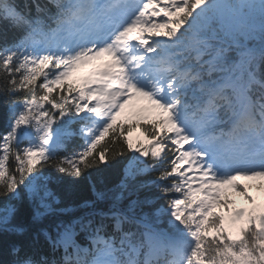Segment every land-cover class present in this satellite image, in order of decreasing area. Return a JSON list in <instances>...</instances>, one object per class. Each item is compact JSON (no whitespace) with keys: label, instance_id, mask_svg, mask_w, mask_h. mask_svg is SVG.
I'll list each match as a JSON object with an SVG mask.
<instances>
[{"label":"snow or ice","instance_id":"1","mask_svg":"<svg viewBox=\"0 0 264 264\" xmlns=\"http://www.w3.org/2000/svg\"><path fill=\"white\" fill-rule=\"evenodd\" d=\"M0 41L2 264H264L229 193L264 179V0H0Z\"/></svg>","mask_w":264,"mask_h":264},{"label":"trees","instance_id":"2","mask_svg":"<svg viewBox=\"0 0 264 264\" xmlns=\"http://www.w3.org/2000/svg\"><path fill=\"white\" fill-rule=\"evenodd\" d=\"M41 3H47V0H41ZM2 43V41H0ZM120 119L125 121V124L132 123L133 121L137 120L136 118H131L124 114ZM8 120V107L4 102V97L0 95V132L6 130V124ZM125 131L128 133L129 138L136 140V139H143L142 131L139 127H133L131 131H128L127 126L125 127ZM82 141L79 138H75L68 146L69 151H72L76 146L81 144ZM111 170H106L104 175H109ZM95 175V173L93 174ZM152 175L145 177V179H151ZM53 191L56 193L57 197L60 200V204L58 207L64 208H71L75 214L79 215L85 209L80 208L79 206L85 200H92L94 199L93 192L91 189L90 184L87 181V178L84 180H78L75 182L70 183H62V184H53L52 185ZM230 198L233 200L234 191L229 189ZM30 209L27 205L22 207V214L26 219L30 220ZM225 217L228 216L226 212H220ZM166 219V218H165ZM47 221H42L41 223H46ZM8 259L7 255L4 253L3 249L0 248V264L3 261Z\"/></svg>","mask_w":264,"mask_h":264},{"label":"rangeland","instance_id":"3","mask_svg":"<svg viewBox=\"0 0 264 264\" xmlns=\"http://www.w3.org/2000/svg\"><path fill=\"white\" fill-rule=\"evenodd\" d=\"M240 184L244 186L249 195L253 197L254 204H251L250 208L254 206L259 208L261 206L259 202H261V204L264 202V179L254 180L252 178H241ZM233 200L235 204L230 205V207H242V204H248V201H246L239 192L233 194ZM217 210H219V212L223 211L222 208H218Z\"/></svg>","mask_w":264,"mask_h":264}]
</instances>
